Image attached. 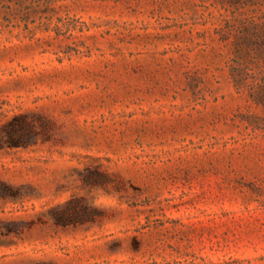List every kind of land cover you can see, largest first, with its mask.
Wrapping results in <instances>:
<instances>
[{"label":"rangeland","instance_id":"rangeland-1","mask_svg":"<svg viewBox=\"0 0 264 264\" xmlns=\"http://www.w3.org/2000/svg\"><path fill=\"white\" fill-rule=\"evenodd\" d=\"M0 264H264V0H0Z\"/></svg>","mask_w":264,"mask_h":264},{"label":"trees","instance_id":"trees-1","mask_svg":"<svg viewBox=\"0 0 264 264\" xmlns=\"http://www.w3.org/2000/svg\"><path fill=\"white\" fill-rule=\"evenodd\" d=\"M21 120V121H19ZM15 122L9 124L7 144L10 146L24 145L29 142L28 133L26 134L24 130H27L32 123L25 116H18L14 119Z\"/></svg>","mask_w":264,"mask_h":264}]
</instances>
